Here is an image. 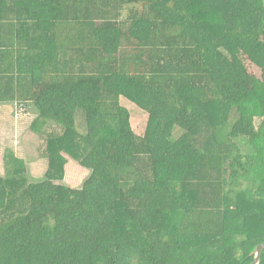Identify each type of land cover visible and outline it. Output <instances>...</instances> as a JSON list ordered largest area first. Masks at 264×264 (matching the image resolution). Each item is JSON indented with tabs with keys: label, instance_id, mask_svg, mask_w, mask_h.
<instances>
[{
	"label": "trees",
	"instance_id": "1",
	"mask_svg": "<svg viewBox=\"0 0 264 264\" xmlns=\"http://www.w3.org/2000/svg\"><path fill=\"white\" fill-rule=\"evenodd\" d=\"M0 103L37 112L50 163L8 217L0 179V264H251L264 243V0H0Z\"/></svg>",
	"mask_w": 264,
	"mask_h": 264
},
{
	"label": "rangeland",
	"instance_id": "2",
	"mask_svg": "<svg viewBox=\"0 0 264 264\" xmlns=\"http://www.w3.org/2000/svg\"><path fill=\"white\" fill-rule=\"evenodd\" d=\"M122 102L131 112L133 130L136 134L143 135L148 123L147 115L125 98ZM36 118L37 112L27 104L0 103V179L15 181V186L17 185L14 197L5 206L3 217H8L13 212L26 211L28 187L43 180L50 170L46 155L48 139L45 135L36 136L32 130ZM60 132L61 129L53 127L49 130L48 137L50 133ZM90 172L78 161L68 160L62 175L63 184L80 188Z\"/></svg>",
	"mask_w": 264,
	"mask_h": 264
},
{
	"label": "water",
	"instance_id": "3",
	"mask_svg": "<svg viewBox=\"0 0 264 264\" xmlns=\"http://www.w3.org/2000/svg\"><path fill=\"white\" fill-rule=\"evenodd\" d=\"M263 251H264V243H261L255 248L254 252L252 253V255H254V260L251 264H260Z\"/></svg>",
	"mask_w": 264,
	"mask_h": 264
}]
</instances>
